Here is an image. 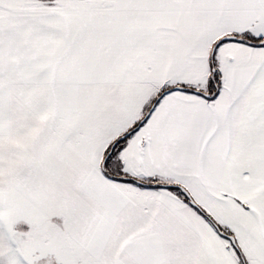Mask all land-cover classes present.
<instances>
[{"label": "snow or ice", "instance_id": "snow-or-ice-1", "mask_svg": "<svg viewBox=\"0 0 264 264\" xmlns=\"http://www.w3.org/2000/svg\"><path fill=\"white\" fill-rule=\"evenodd\" d=\"M0 264H264V0H0Z\"/></svg>", "mask_w": 264, "mask_h": 264}]
</instances>
